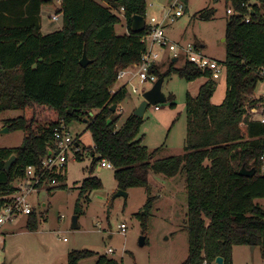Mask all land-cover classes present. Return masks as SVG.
<instances>
[{
    "label": "trees",
    "instance_id": "trees-1",
    "mask_svg": "<svg viewBox=\"0 0 264 264\" xmlns=\"http://www.w3.org/2000/svg\"><path fill=\"white\" fill-rule=\"evenodd\" d=\"M108 1L105 6L97 0H63V28L43 35L41 7L52 0H0V111H22L6 127L24 133L20 147L0 148V194L15 193L14 184L27 167L41 165L56 129L84 123L94 146L91 176L79 187L80 198L88 200L94 190L103 188L92 174L105 159L114 167L119 190L149 192L137 214L146 230L158 199L151 195L150 175L173 178L185 173L189 255L182 264H213L218 257L233 264V248L238 245L260 247L264 257V207L256 202L264 199V123L255 120L264 113V98H253L255 71L264 66V0L255 4L224 0L235 13L226 24L227 92L220 105L212 103L217 82L210 73L191 63L178 68L171 62L164 73L154 66L158 78L173 73L188 82L207 78L196 97L187 95L184 154L159 160L154 159L160 148L150 151L143 138L137 139L144 118L131 114L117 128L121 116L111 110L128 94L126 86L112 92L119 71L140 63L146 50L142 37L149 25L141 33L131 31L134 16L146 18V0ZM115 9H123L128 34L117 33L122 20ZM213 15L201 13L206 19ZM84 53L90 61L86 67L80 63ZM173 100L168 99L172 107ZM13 155L17 159L7 173L5 163ZM77 158L82 159L81 153ZM243 165L256 168V174L241 175ZM59 180L63 183L66 178ZM38 223L34 214L27 228L34 231ZM94 255L89 250L71 252L68 264ZM97 264L121 263L103 256Z\"/></svg>",
    "mask_w": 264,
    "mask_h": 264
},
{
    "label": "rangeland",
    "instance_id": "rangeland-1",
    "mask_svg": "<svg viewBox=\"0 0 264 264\" xmlns=\"http://www.w3.org/2000/svg\"><path fill=\"white\" fill-rule=\"evenodd\" d=\"M250 3L255 4L256 0H250ZM146 4L147 22L152 17L162 20L173 7L174 15L175 9L182 5L183 15L165 23L166 36L182 46L197 45L207 57L226 62L224 39L227 19L230 17L227 10L232 7L227 6L224 0L217 3L213 0H146ZM47 10L56 14L58 7L53 1ZM114 11L122 20L116 25L117 33L121 35L126 31L125 18L121 9ZM203 12H213L214 15L210 19L202 18ZM55 25L60 27L62 23L56 22ZM155 49L162 55L158 70L164 73L171 62L167 60V52L163 48L155 46ZM183 64L181 60L175 66L180 68ZM226 80V76H223L217 81V90L212 98L215 105H220L225 99ZM206 81L207 78L203 77L188 82L176 73L164 79L162 92L167 99L174 97L175 106L172 107L171 102L167 101L158 104V111L154 106L149 107L137 137L143 138V145L150 151L160 148L154 160L184 154L188 127L187 95L196 97ZM123 82L116 83L115 87ZM134 83L141 91H147L154 85L149 82L142 85L138 78ZM257 91L260 92L261 88ZM141 102V95L134 93L132 86L128 87L126 99L116 110L117 115L121 116L117 128L134 114V108H138ZM22 114L18 110L0 111V131L6 127L8 120ZM69 129L80 142L82 159L78 160L70 152L65 169L66 181L62 184L66 187L44 190L35 200L40 205L37 209L39 223L36 230L27 228L26 217L8 224L4 247H0V264H68L71 252L83 250L93 251L95 255L78 264H97L103 256L121 264H182L189 255L185 173L172 179L164 176L155 178V184L151 185V195L158 199L154 203L148 227L144 230L137 214L142 211L150 194L146 188H133L128 191V197H116L119 189L114 169L100 168L98 164L92 176L102 181L103 188L94 190L88 200L80 198L79 187L85 178L91 176L89 167L93 160L91 150L94 142L86 124L74 123ZM23 139L22 131L0 134V148L20 147ZM256 202L264 207V199ZM74 216L79 217V229L72 228ZM123 224L124 230L121 228ZM142 237L146 239L144 246L140 245ZM110 249L113 251L110 252ZM233 264H264L261 248L235 246Z\"/></svg>",
    "mask_w": 264,
    "mask_h": 264
},
{
    "label": "built area",
    "instance_id": "built-area-1",
    "mask_svg": "<svg viewBox=\"0 0 264 264\" xmlns=\"http://www.w3.org/2000/svg\"><path fill=\"white\" fill-rule=\"evenodd\" d=\"M53 1L59 7H62L63 0ZM174 8L175 7H173V9ZM173 9H170L162 20L152 17L151 20L147 22L150 29L148 33L142 37V42L146 45V50L142 55L141 62L119 71L116 83L124 81L119 88L126 86L128 89V87L132 86L133 92L139 93L142 96L145 91L139 89L134 83L135 79L138 78L142 85L147 82L152 84L156 83L159 78L153 72V68L155 65L159 64L162 55L155 49V46H159L167 52L166 58L170 62L177 59V62L183 60L184 63H191L197 66L203 73H210L209 78L215 82L223 76L227 77V66L225 63L207 57L197 45L188 44L182 46L173 42L166 36L165 23L168 21L172 22L175 18L183 15L182 5H180L178 9H175L176 12L174 15H172ZM227 13L232 15L235 12L232 9H228ZM56 19L57 16H54V20ZM246 21L250 22V18L248 17ZM255 75L257 77V84L253 98H264V66L257 69ZM119 88L115 89L114 86L112 92L115 93ZM258 88H261L260 92L257 91ZM154 109L158 111L160 108L157 105L154 106ZM120 110H122V108ZM255 120L264 123V113L255 117ZM54 133V144L50 146V151L48 155L42 159L41 165L39 167H27L24 176L16 180L14 184L16 187L15 193L11 195L0 194V247L2 248L5 244L4 237L8 234V229H6L8 224H11L20 217H26L28 222L32 215L36 214L39 216V211H37V209L40 205L35 202V200L42 191H53L63 184L59 180V177H65L66 175L65 169L69 161V153L72 152L77 157L81 151L78 145V139L72 135L68 126L62 125V127L56 129ZM262 159L264 160V156ZM99 166L104 169H114L113 165L105 159L99 163ZM121 228L124 230L125 225L123 224ZM109 251L112 252L113 250L110 249ZM204 264L208 263L205 262Z\"/></svg>",
    "mask_w": 264,
    "mask_h": 264
},
{
    "label": "water",
    "instance_id": "water-1",
    "mask_svg": "<svg viewBox=\"0 0 264 264\" xmlns=\"http://www.w3.org/2000/svg\"><path fill=\"white\" fill-rule=\"evenodd\" d=\"M171 1H173V0H170V2ZM146 25H147L146 18L136 15L133 17L131 31L133 33H141L146 29ZM224 41H225V39H224ZM89 62L90 61L87 57V54L84 53L83 58L80 61L81 65L83 67H86L89 64ZM173 62L176 63L177 59H174ZM163 82H164V78H159L151 89L145 91L142 94V96H141L142 102L140 103L138 108L135 110V112H134L135 116H137L139 118H144L145 113L149 107L157 106L158 104L166 103L168 101L167 97L162 92ZM111 110L113 112H115L117 110V106L113 105ZM9 132H10L9 128L5 127L4 129H2L0 131V134H8ZM76 146H78V145H76ZM16 159H17V157L15 155H13L8 161H6L5 170L7 173L10 172V169H11L12 165L14 164V162L16 161ZM239 173L241 175H244L247 177H253L256 174V168L247 169L246 166L243 165L242 168L240 169ZM120 196L128 197V192L123 191V190H119L118 193L116 194V197H120ZM78 220H79L78 216L73 217V222H72V228L73 229H79ZM145 243H146V239H145V237H142L140 239V245L144 246ZM254 248L255 247H252V249H254ZM213 264H225V262H224V259L222 257H218Z\"/></svg>",
    "mask_w": 264,
    "mask_h": 264
},
{
    "label": "crops",
    "instance_id": "crops-1",
    "mask_svg": "<svg viewBox=\"0 0 264 264\" xmlns=\"http://www.w3.org/2000/svg\"><path fill=\"white\" fill-rule=\"evenodd\" d=\"M98 2L102 3L103 5L105 6H108V2L107 0H97ZM52 3H53V0H52ZM57 5V4H56ZM47 6L48 5H43L41 7V13H40V17H41V33L43 35H47V34H50V33H53V32H56V31H59L63 28V16H62V13L60 12L61 11V7H58V11L56 14H52L51 11H48L47 10ZM26 8V6L23 7V9ZM54 16H57V19L54 20ZM56 22H61L62 25L60 27L56 26L55 23ZM126 22V21H125ZM125 33H122L121 35H124V34H127L128 33V28L126 26L125 28ZM202 47H204V45H202ZM122 85V84H121ZM120 86V85H119ZM119 86L115 87V89L119 88ZM144 91V90H142ZM194 97V96H193ZM137 109L136 107L134 108V110ZM133 114V113H132ZM70 128V127H69ZM78 145L80 146V142L78 140ZM157 176H161V175H154V174H151L150 175V182H151V185L154 183L155 184V181L157 178ZM163 177V176H161ZM65 178H66V175H65ZM172 179V178H171ZM159 183V182H158ZM153 184V185H154ZM4 247V246H3Z\"/></svg>",
    "mask_w": 264,
    "mask_h": 264
}]
</instances>
